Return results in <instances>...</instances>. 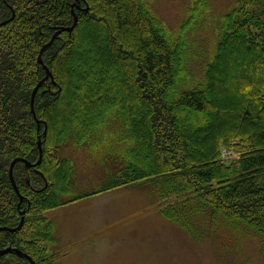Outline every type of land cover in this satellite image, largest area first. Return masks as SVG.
<instances>
[{"label": "trees", "instance_id": "obj_1", "mask_svg": "<svg viewBox=\"0 0 264 264\" xmlns=\"http://www.w3.org/2000/svg\"><path fill=\"white\" fill-rule=\"evenodd\" d=\"M73 11L77 27L41 55ZM186 11L169 27L146 0H0L1 227L21 221L11 164H36L39 140L44 153L36 178L14 167L35 216L0 232V251L38 263L55 238L37 212L142 183L160 201L183 196L161 214L191 238L222 229L253 236L264 253V0L220 16L210 0H189ZM47 69L54 79L37 92L36 120L32 96ZM85 145L102 152L105 182L68 200L73 163L59 153ZM8 255L16 261L0 264H31Z\"/></svg>", "mask_w": 264, "mask_h": 264}, {"label": "rangeland", "instance_id": "obj_2", "mask_svg": "<svg viewBox=\"0 0 264 264\" xmlns=\"http://www.w3.org/2000/svg\"><path fill=\"white\" fill-rule=\"evenodd\" d=\"M236 1L239 0H210L211 15L220 16ZM146 2L169 27H176L186 15L189 0ZM207 32L212 35L211 31ZM50 79L46 83L48 87ZM35 106L34 103V110ZM35 115L37 117L36 111ZM90 150V146L85 145L59 153L73 163L68 200L96 190L105 182L102 152ZM34 158L39 161L40 157ZM30 168L24 162L20 163L19 171L26 182L32 176H38L35 169ZM180 197L183 196L160 201L150 188L133 183L37 212L53 225L55 239L44 242V253L37 256L39 262L36 264H264V253L253 236L238 237L221 229L219 235L211 234L198 241L164 218L162 207ZM28 201L26 198L22 209L19 205L17 208L26 212L28 209L26 217L33 218L35 213L29 214ZM6 257L16 261L11 255Z\"/></svg>", "mask_w": 264, "mask_h": 264}, {"label": "water", "instance_id": "obj_3", "mask_svg": "<svg viewBox=\"0 0 264 264\" xmlns=\"http://www.w3.org/2000/svg\"><path fill=\"white\" fill-rule=\"evenodd\" d=\"M75 5L73 7H75ZM73 15H74V19H75L74 24L72 26H70V27H61L60 29H58L57 33L53 36L52 40L42 48L41 55L46 49H48L49 47L52 46L54 40L58 36H60L62 33H64V32L72 33L74 31V29L78 25L79 18H78L77 14L74 11H73ZM40 59H41V56H40ZM40 59H39V61L41 62ZM50 78L53 81L54 78L52 76V73L47 69V76L45 77L44 81L40 82L38 84V86L35 88L34 92H33L31 108H32V112H33L34 118L36 120H37V117L35 115V110H34L35 97H36L37 92L39 91L41 85L44 82H47ZM46 135H47V128L45 130V136ZM38 146H39V151H40V158H39V161L36 164L33 165L28 160L18 158L16 160H14V162L11 164V167H10V180H11V183H12V185L14 187V190L16 191V193L18 194V196L20 198L19 208L24 203L26 198L24 196H22V194L20 193V190H19V188H18V186L16 184L15 177H14V167H15V165L18 162H24L27 165V167H37V166H39L41 164L42 160H43V157H44L42 141H39ZM39 173L44 177L43 173H41V172H39ZM26 214H27L26 210L20 211L21 221H20V224H19L18 227H16V228L0 227V232H12V233H15V232L19 231L23 227V225L25 223ZM8 254H15L16 256H18L20 258L28 260L31 264H36V262L32 259L31 256H29L28 254H26L25 252H23V251H21L19 249L13 248V247H8V248H5V249L1 250L0 251V259L3 256H6Z\"/></svg>", "mask_w": 264, "mask_h": 264}]
</instances>
